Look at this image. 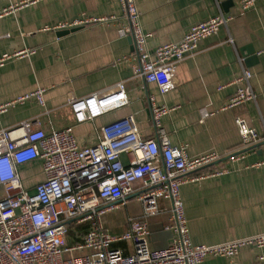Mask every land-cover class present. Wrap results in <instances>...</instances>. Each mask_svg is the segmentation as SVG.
Returning a JSON list of instances; mask_svg holds the SVG:
<instances>
[{
	"label": "crops",
	"instance_id": "crops-1",
	"mask_svg": "<svg viewBox=\"0 0 264 264\" xmlns=\"http://www.w3.org/2000/svg\"><path fill=\"white\" fill-rule=\"evenodd\" d=\"M26 1L0 0V105L37 88L44 89V104L28 99L0 111V130L16 129L18 135L17 128L29 120L33 129L45 133L72 126L78 145L89 146L98 140L101 126L130 115L140 136L148 138L153 136L149 102L153 95L157 105L172 108L161 119L172 145L185 146L190 158L211 152L220 156L187 172L180 186L192 243L216 244L264 232V0H255L245 11L240 9L241 0H134L142 29L151 34L149 48L177 42L193 25L218 14L233 16L176 63V86L165 94L136 72L134 43L130 35L119 34L127 21L118 0ZM102 16L116 19L57 32L60 24ZM32 49V54L14 55ZM247 49L253 50L255 60H249ZM242 68L252 73L249 83L256 97L224 108L236 88L244 85L234 82ZM118 82L125 84V106L93 121L73 122L70 96L106 93ZM219 85L224 87L218 89ZM202 109L209 113L205 118ZM237 117L255 130L259 137L255 143H242ZM231 154L233 158L228 157ZM120 158L128 163L130 155L122 152ZM222 169L223 173L212 175ZM18 173L28 192L45 179L39 160L20 166ZM134 202L138 208L128 216L141 214V205ZM147 221L155 233L150 247L167 246L171 241L165 229L168 216L160 214ZM126 228L124 219L121 231ZM83 231H75L67 241H80ZM112 247L131 252L125 241ZM200 264H264V247L245 246L232 259L207 256Z\"/></svg>",
	"mask_w": 264,
	"mask_h": 264
},
{
	"label": "built area",
	"instance_id": "built-area-1",
	"mask_svg": "<svg viewBox=\"0 0 264 264\" xmlns=\"http://www.w3.org/2000/svg\"><path fill=\"white\" fill-rule=\"evenodd\" d=\"M34 0H27V2ZM126 27L121 36L133 39L136 72L147 82L156 84L159 92L173 90L175 66L193 52L199 41L217 34L233 16L218 14L193 25L177 42L147 46L140 23V12L134 0H118ZM255 0H241L240 9L253 7ZM6 12V10L4 11ZM2 12V13H4ZM116 16L90 17L60 24L59 29L89 23L109 22ZM14 55H29L34 49ZM242 59H240L241 61ZM252 73L242 68L234 82H244L236 88L224 108L240 105L256 97L249 80ZM224 85H219L221 89ZM44 89L18 96L0 105L4 111L25 100L44 104ZM261 93L264 95V87ZM153 136L142 138L132 116L128 115L99 129L98 140L89 146H79L72 126L45 133L33 129L32 121H24L13 130H0V264H200L207 256L232 259L245 246L264 247V232L216 244H193L190 238L180 186L184 175L216 161L214 152L190 158L183 145H172L162 125V117L171 111L157 105L149 96ZM128 103L124 82L106 93L93 92L86 96L68 98L73 122L93 121L99 116ZM202 118L209 113L202 109ZM235 123L244 145L255 143L259 137L254 129L237 117ZM130 155L124 163L120 154ZM230 158H233L230 157ZM39 160L44 180L33 192L24 189L18 168ZM225 170L212 172L219 175ZM133 197L142 211L126 218L127 228L120 234L110 233L104 215L125 205ZM166 214L165 229L171 241L161 249H152L148 219ZM85 226L80 241L68 243L69 224ZM125 241L131 252L124 254L113 243ZM262 260L263 256H259Z\"/></svg>",
	"mask_w": 264,
	"mask_h": 264
},
{
	"label": "rangeland",
	"instance_id": "rangeland-1",
	"mask_svg": "<svg viewBox=\"0 0 264 264\" xmlns=\"http://www.w3.org/2000/svg\"><path fill=\"white\" fill-rule=\"evenodd\" d=\"M137 208H138V205L134 202V198L131 197L129 198L128 204L126 206H120V207H117V208H114L108 211L104 215V224H105L106 229L110 233H115V234L122 233L121 226H122V223L124 222V219H126L128 215H131L130 213L132 211H135ZM84 227L85 226L77 225L75 221H72L69 224V233L67 236L70 237L74 235L75 231L82 230ZM152 230L153 229L149 227V231L151 232V234H149V237H148L149 244H150V240L154 238L153 234H155Z\"/></svg>",
	"mask_w": 264,
	"mask_h": 264
},
{
	"label": "water",
	"instance_id": "water-1",
	"mask_svg": "<svg viewBox=\"0 0 264 264\" xmlns=\"http://www.w3.org/2000/svg\"><path fill=\"white\" fill-rule=\"evenodd\" d=\"M77 27H71V28H63V29H60V30H58L57 32H58V34H65V33H67V32H69V31H71V30H74V29H76ZM130 37V39H131V41L133 42V39H132V37L131 36H129ZM246 53L247 54H249L250 55V57H249V60H255V55H254V52H253V50H246ZM247 60H248V58H247ZM245 61H246V59H245ZM233 156V154H231V155H229L228 157H232Z\"/></svg>",
	"mask_w": 264,
	"mask_h": 264
}]
</instances>
